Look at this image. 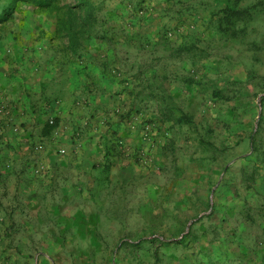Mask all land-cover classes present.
Wrapping results in <instances>:
<instances>
[{
  "label": "rangeland",
  "instance_id": "obj_1",
  "mask_svg": "<svg viewBox=\"0 0 264 264\" xmlns=\"http://www.w3.org/2000/svg\"><path fill=\"white\" fill-rule=\"evenodd\" d=\"M11 2L0 20V111L15 108L3 98L19 78L24 103L50 101L72 70L124 83L102 130L83 123L71 134L101 150H91L82 197L96 221L89 257L63 264H247L264 250V0H0V13ZM227 5L245 13L221 17ZM190 42L207 56L178 52ZM156 93L171 120H159ZM118 118L135 126L125 147L111 131ZM51 141L27 154L62 155ZM33 215L22 210L18 222L42 233L36 218L52 214Z\"/></svg>",
  "mask_w": 264,
  "mask_h": 264
},
{
  "label": "crops",
  "instance_id": "obj_2",
  "mask_svg": "<svg viewBox=\"0 0 264 264\" xmlns=\"http://www.w3.org/2000/svg\"><path fill=\"white\" fill-rule=\"evenodd\" d=\"M22 72L25 74L23 69ZM70 73L68 79L54 83L50 101L40 97L24 103V92L17 86L22 78L14 86H6L7 94L3 99H12L15 108L0 111L3 118L0 132L4 133L0 136V264H63L64 260L89 257L85 248L87 228H94L96 221L89 219L82 197H87L89 172L86 163L92 156L91 150L100 151L101 148H98L96 138L87 144L86 141L71 139V134L75 126L83 123L91 124L89 129L99 125L102 130L101 124L107 116L116 115L115 110L111 112L106 107L108 97L120 90L121 83L123 86L124 83L116 77L99 74L87 77L74 74V70ZM20 99L21 103L18 102ZM120 107L117 106L118 109ZM93 109H97L96 121L88 114L89 111L96 114ZM54 117L58 126L51 134L44 135L43 126ZM112 122L111 131L122 137H117L119 141L128 144L134 140L135 134L131 132L135 128L133 123L120 118ZM98 136L100 138L101 134ZM50 139L54 144L51 141V146L47 147L60 145L62 155L27 154L33 153L34 146L43 144L45 147ZM126 144L120 146L125 147ZM22 210L35 212L33 217L40 212H47L48 216L52 214L50 222L53 224L36 218L38 229L44 233L37 228L34 231V224L32 227L21 226L18 214ZM51 226L55 232L47 231L49 233L46 234ZM41 243L50 247L41 249L38 247ZM66 245H70L68 249ZM91 257L93 259L94 255ZM247 260V264H264V250L248 256Z\"/></svg>",
  "mask_w": 264,
  "mask_h": 264
},
{
  "label": "trees",
  "instance_id": "obj_3",
  "mask_svg": "<svg viewBox=\"0 0 264 264\" xmlns=\"http://www.w3.org/2000/svg\"><path fill=\"white\" fill-rule=\"evenodd\" d=\"M13 2L15 1H28V2H32L33 4L36 5H40V6H47L50 5V1L51 0H11ZM83 1V0H82ZM12 3V2H11ZM15 7V4L12 3L10 6L7 7V9H5L4 11H2L0 13V20L1 19H5L8 14L11 13V11H13V8ZM245 13V9H240L239 7H235V6H225L221 9V17H227L228 19H231L232 16H236V17H240ZM178 52L182 53V52H186L189 53V55H191L194 59H198L201 60L203 58H205L207 56V50L205 48H202L200 46H198L197 44L190 42V43H184L182 45H179V47L177 48ZM156 97L158 98V111H159V120L161 121H167V120H171L173 118V116L170 114L171 108H163L162 107V102L164 100L163 95H161L160 93L157 94L156 93ZM151 98H154V94L151 95ZM184 114L183 115H179L176 117V120L180 121L184 118ZM58 126V121L57 118H53L52 121H48L46 122V124L43 126L42 129V133L44 135L47 134H51V132Z\"/></svg>",
  "mask_w": 264,
  "mask_h": 264
}]
</instances>
